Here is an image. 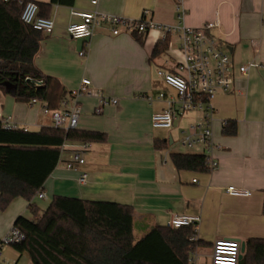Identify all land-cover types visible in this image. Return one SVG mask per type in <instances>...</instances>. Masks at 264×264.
Masks as SVG:
<instances>
[{
    "label": "crops",
    "instance_id": "0c3cea01",
    "mask_svg": "<svg viewBox=\"0 0 264 264\" xmlns=\"http://www.w3.org/2000/svg\"><path fill=\"white\" fill-rule=\"evenodd\" d=\"M35 1L44 4L45 16L54 23L51 33H42L34 58L36 66L45 75L57 78L67 91L77 88L82 78H88L92 90L118 99L117 104H107L97 113L96 96L80 97L76 128L104 132L106 140L87 142L81 153L84 162L73 163L72 168H67L66 163L73 147L66 145L78 142L65 143L57 166L44 183V195L130 205L135 238L152 226L167 225L173 214L197 215L200 220L194 235L202 245L195 252L204 258H209L216 237L240 242L248 237H264V0H182L181 20L178 0H99L96 8L88 0ZM93 9L131 19L140 18L147 9L146 19L170 25L181 21L198 27L209 21L218 22L209 34L229 51L233 87L228 92H216L209 101L213 140L217 144L213 151L216 169L177 170L170 159L171 152L204 153L202 144L183 147L177 143L178 131L200 123L203 112H186L174 119L170 129L153 128L150 124L151 114L165 108L167 99L176 100L175 90L165 84L157 70H173L181 60L178 33L169 35L167 47L157 55L152 54L160 42L157 30L145 35H112L108 25H99L87 39L71 38L67 26L80 20L72 10ZM82 49L85 55L80 56ZM249 62L259 65L240 72L239 66ZM160 92L164 93L162 99L158 98ZM43 105L40 101L31 106L0 91V113L17 127H53L51 116L42 111ZM227 120L236 122L234 135L222 132V122ZM163 130L168 131V136ZM154 139L166 140L167 147L156 149ZM174 144L185 149L175 150ZM81 171L88 174L84 184L76 181ZM229 185L251 194L230 195L225 190ZM33 201L39 207L36 217L28 210L27 201L14 199L11 203L16 205L8 226L20 213L37 220L48 204L41 206L37 196ZM200 248L203 252H199Z\"/></svg>",
    "mask_w": 264,
    "mask_h": 264
},
{
    "label": "trees",
    "instance_id": "16d2710c",
    "mask_svg": "<svg viewBox=\"0 0 264 264\" xmlns=\"http://www.w3.org/2000/svg\"><path fill=\"white\" fill-rule=\"evenodd\" d=\"M25 1L0 0V91L16 101L28 103L36 98L48 109H58L69 91L34 62L42 32L20 19ZM33 1L39 15L46 17L44 4ZM167 44L168 40L157 43L152 54H159ZM222 132L234 135L236 122L225 121ZM105 140L106 134L99 131L52 126L38 130L5 128L0 121V210L23 198L36 217L39 207L33 198L43 192L45 181L60 160L62 146ZM153 145L164 149L167 141L154 139ZM170 159L177 170H209L203 153L171 152ZM132 223L130 205L53 195L37 220L15 217L12 226L24 237L12 246L20 254L25 252L31 264H190L191 251L202 245L200 240L190 239L192 226L156 225L135 238ZM244 243L239 264H264V237H248Z\"/></svg>",
    "mask_w": 264,
    "mask_h": 264
},
{
    "label": "built area",
    "instance_id": "2783aa9c",
    "mask_svg": "<svg viewBox=\"0 0 264 264\" xmlns=\"http://www.w3.org/2000/svg\"><path fill=\"white\" fill-rule=\"evenodd\" d=\"M9 1V0H4ZM90 4L96 8L99 0H88ZM182 0H178L177 9L179 19L182 17ZM72 14L80 17L78 22L70 23L67 26V32L71 38L87 39L89 38L95 27L99 25H108L112 35L125 33H144L147 34L152 30L159 32L158 40L163 42L168 39L172 33H178L179 51L182 58L177 62L173 70L158 69L157 74L163 79L165 84L172 87L176 92V100L167 99V106L162 110L155 111L150 116V124L153 128L170 129L174 125V119L184 115L188 111L199 110L203 112V119L200 123L191 125L189 128L180 129L178 131L177 142L183 147H192L195 144L204 146L206 155V163L209 170L217 168V161L213 156V151L217 144L213 140L212 132V115L213 111L210 106V99L218 91L228 92L233 87L232 63L229 51L225 44L217 38L209 34V30L218 27L217 21H209L198 27L186 26L181 21L174 25L157 23L151 19H146L149 14L147 9L142 11V15L138 19L126 18L121 15L101 13L96 9L88 11H75ZM20 19L30 25L33 29L42 33H51L54 27L53 20L49 17L39 15L38 5L33 0H27L23 3ZM259 42H255L256 49ZM80 56L85 55L82 49L78 52ZM258 63L249 62L246 65H240L239 71L246 73L249 67L257 66ZM264 68V65H261ZM90 80L82 78L80 85L69 90V93L61 101L58 109H48L42 106V111L51 116L53 127L65 130L75 129L81 112L79 99L84 95H94L97 97L98 105L95 109L97 113L101 112L107 104H117L116 97H107L99 90L90 88ZM150 100L149 97H145ZM158 98H164V93L160 92ZM40 101L32 98L28 103L35 105ZM175 102L177 105H175ZM0 121L5 128H15V124L3 117L0 113ZM225 121L222 122L224 124ZM25 129V128H24ZM26 130V129H25ZM71 146L69 160L66 163L67 168H72L73 163H83L84 158L81 153L87 147V142L70 143ZM64 147V145H63ZM88 174L81 171L76 181L79 184L87 182ZM226 192L233 196H249L251 192L246 189H240L234 185L226 187ZM38 198H43L44 193L38 192ZM200 218L197 215L173 214L169 217L167 226L180 227L192 226L195 231ZM23 233L13 226L5 237L0 239V264H16L7 262L2 258V245L19 243L23 239ZM190 239L195 240L193 234ZM195 251H191L189 262L193 264V258L196 256ZM242 257L241 242L235 238H227L223 236L216 237L211 243V251L209 254V264H239Z\"/></svg>",
    "mask_w": 264,
    "mask_h": 264
},
{
    "label": "rangeland",
    "instance_id": "374dc122",
    "mask_svg": "<svg viewBox=\"0 0 264 264\" xmlns=\"http://www.w3.org/2000/svg\"><path fill=\"white\" fill-rule=\"evenodd\" d=\"M161 132H165L166 136H168V131L167 130H163ZM175 132V133H174ZM172 135H176V131L172 132ZM178 143V142H177ZM172 147L175 150H182L185 148H181L179 145L174 144L172 145ZM51 200V195H44L43 198H40V205L41 206H45L49 203V201ZM14 203H10L7 208L0 210V239L2 240L5 235L10 231L11 226H12V221L10 223V225L8 226V222H9V218L12 217V213H13V207H14ZM29 211H27L26 214H28ZM18 215H23L22 213L18 214ZM25 216V215H24ZM6 227V229L4 230V228ZM213 240V239H212ZM199 252H203L201 250V248L199 249ZM2 258L7 261V262H14L15 260H17L16 264H31L28 255L23 252V253H19L17 250H15L13 248V246L11 244H5L3 243L2 245ZM194 262L195 264H207L208 262V258H204V256L202 255H198L194 257Z\"/></svg>",
    "mask_w": 264,
    "mask_h": 264
},
{
    "label": "water",
    "instance_id": "95a60500",
    "mask_svg": "<svg viewBox=\"0 0 264 264\" xmlns=\"http://www.w3.org/2000/svg\"><path fill=\"white\" fill-rule=\"evenodd\" d=\"M244 248H245V243L244 242H241V252L244 251Z\"/></svg>",
    "mask_w": 264,
    "mask_h": 264
}]
</instances>
